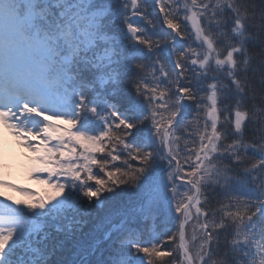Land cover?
Here are the masks:
<instances>
[{"label":"snow or ice","instance_id":"1","mask_svg":"<svg viewBox=\"0 0 264 264\" xmlns=\"http://www.w3.org/2000/svg\"><path fill=\"white\" fill-rule=\"evenodd\" d=\"M0 127V264H264V0H0Z\"/></svg>","mask_w":264,"mask_h":264},{"label":"rangeland","instance_id":"2","mask_svg":"<svg viewBox=\"0 0 264 264\" xmlns=\"http://www.w3.org/2000/svg\"><path fill=\"white\" fill-rule=\"evenodd\" d=\"M0 140H2L5 145L4 153L2 156H0V165L3 166L2 171L5 179L12 180V182H9L13 184L14 182H17L19 184L24 183L21 181V179H29L27 176V167L29 165L30 158L33 156V153L29 152L27 149L20 147L15 137H13L10 132L3 127H0ZM6 166L9 170L6 169ZM10 176L12 179L10 178ZM30 180H32L33 182V185L31 184L30 188H35V185L38 184L39 189L36 188L38 191L45 190L46 192H48L47 195L49 194L50 191L47 185L39 184L33 179ZM21 189L25 190V188L23 187ZM7 191L8 190H6L5 188L0 189V192H3L5 196L9 195L6 194ZM43 193L44 192H42V194ZM3 197L4 196H0V201L11 203L10 200H3ZM13 198H17L20 200L23 197H19L18 195H16V197Z\"/></svg>","mask_w":264,"mask_h":264},{"label":"trees","instance_id":"3","mask_svg":"<svg viewBox=\"0 0 264 264\" xmlns=\"http://www.w3.org/2000/svg\"><path fill=\"white\" fill-rule=\"evenodd\" d=\"M149 10L152 11L153 17H156L157 16L158 12L154 9L153 5H150ZM6 169H8L7 166H6ZM10 178H11V176H10ZM8 181H11L12 182V180H9V179H8ZM21 181L24 182V183H21V182L20 183L25 188V192H19V191H14V190L9 189V188H5L6 190H8L6 194H9L7 196L8 197H11L12 200L23 201L25 199H29V197L26 195V193H29V192L30 193H35L37 197L46 196L47 193H48L45 190L38 191L37 190V189H39L38 184L35 185V188H30L31 187V184L33 185V182L30 179H21ZM13 182H14V180H13ZM14 183H17V182H14ZM17 184H19V183H17ZM42 192H44L43 194H45V195H43ZM49 194H50V192H49ZM16 195H18L19 197H23V198H21L20 200L17 199V198H13V197H16ZM3 200H4V197H3ZM10 202H11V200H10ZM169 227L173 228V230H174L175 227H176V225L175 224H172V225H169Z\"/></svg>","mask_w":264,"mask_h":264}]
</instances>
